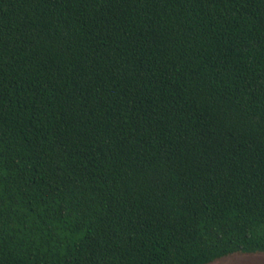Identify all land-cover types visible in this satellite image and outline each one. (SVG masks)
<instances>
[{"label": "trees", "instance_id": "obj_1", "mask_svg": "<svg viewBox=\"0 0 264 264\" xmlns=\"http://www.w3.org/2000/svg\"><path fill=\"white\" fill-rule=\"evenodd\" d=\"M264 253V0H0V264Z\"/></svg>", "mask_w": 264, "mask_h": 264}, {"label": "rangeland", "instance_id": "obj_2", "mask_svg": "<svg viewBox=\"0 0 264 264\" xmlns=\"http://www.w3.org/2000/svg\"><path fill=\"white\" fill-rule=\"evenodd\" d=\"M211 264H264V253L233 254Z\"/></svg>", "mask_w": 264, "mask_h": 264}]
</instances>
